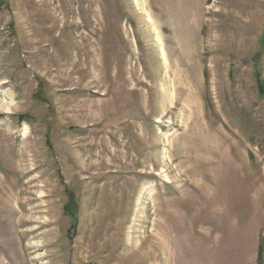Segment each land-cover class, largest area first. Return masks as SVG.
Instances as JSON below:
<instances>
[{
	"label": "rangeland",
	"instance_id": "obj_1",
	"mask_svg": "<svg viewBox=\"0 0 264 264\" xmlns=\"http://www.w3.org/2000/svg\"><path fill=\"white\" fill-rule=\"evenodd\" d=\"M0 264H264V0H0Z\"/></svg>",
	"mask_w": 264,
	"mask_h": 264
},
{
	"label": "bare ground",
	"instance_id": "obj_2",
	"mask_svg": "<svg viewBox=\"0 0 264 264\" xmlns=\"http://www.w3.org/2000/svg\"><path fill=\"white\" fill-rule=\"evenodd\" d=\"M133 1V3L134 4H136V5H138V3H139V0H132ZM239 1V0H238ZM244 1V0H243ZM242 2V1H241ZM237 4V3H236ZM258 5V4H257ZM142 6V5H141ZM230 6V5H229ZM236 6H238V5H236ZM246 6V5H245ZM244 6V7H245ZM249 6V5H248ZM235 9V8H234ZM240 10V9H239ZM143 11H144V13H145V16H146V21H147V23L148 24H151V28H152V30H153V32H154V36H155V42H156V44L158 45V51H159V55H160V57H161V59H162V61H163V63H164V65L165 66H168V56H167V52H166V50H165V48H164V45H163V43H162V38L160 37L161 35H159V33H158V31H157V27H155V25L156 24H154V21L152 20V18L150 17V15H149V13L143 8ZM230 11V10H229ZM236 11V10H235ZM235 11H234V13H235ZM61 12V11H60ZM237 12V11H236ZM240 12V11H239ZM243 12V11H242ZM227 13H229L228 11H227ZM233 13V12H232ZM233 13V14H234ZM239 14V13H238ZM243 14V13H242ZM248 14V13H247ZM68 15V14H67ZM240 15V14H239ZM248 16V15H247ZM259 16V15H258ZM229 17H231V19H229L231 22H236V21H238V22H242L243 23V21L240 19V18H235V17H233V15L232 16H229ZM250 17V16H249ZM252 17V16H251ZM255 17V16H254ZM239 24V23H238ZM231 26H233V24L231 25ZM235 28V27H234ZM237 29V28H236ZM240 30V29H239ZM238 35V34H237ZM228 39V38H227ZM188 46V45H187ZM191 53H192V51H191ZM189 56L191 55V54H189V52L187 53ZM193 54H194V52H193ZM187 56V55H186ZM192 58H194V56L192 57ZM202 58V57H201ZM200 58V59H201ZM189 64H190V61H189ZM169 67V66H168ZM192 68V67H191ZM167 70V69H166ZM12 104H13V101L12 100H10V102L8 103V106H6L5 107V111H6V113H10L11 112V107H12ZM25 135V132L23 133V136ZM260 197V196H259Z\"/></svg>",
	"mask_w": 264,
	"mask_h": 264
}]
</instances>
